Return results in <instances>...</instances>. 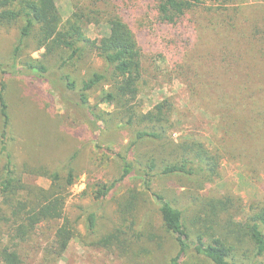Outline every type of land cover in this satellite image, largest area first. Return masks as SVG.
Listing matches in <instances>:
<instances>
[{
    "label": "trees",
    "instance_id": "obj_1",
    "mask_svg": "<svg viewBox=\"0 0 264 264\" xmlns=\"http://www.w3.org/2000/svg\"><path fill=\"white\" fill-rule=\"evenodd\" d=\"M208 1L217 5L218 11H223L230 0ZM198 3L199 0H157L156 20L160 24L175 25ZM90 13L98 12L91 8L85 15L74 11V26L67 32L61 28L55 0H0V25L21 23L12 65L0 63L1 75H27L48 84L63 106L82 113L83 121L95 134L115 129L132 131V140L124 150L114 153L119 161L118 178L108 185H100L95 198L105 199L126 179L139 181L140 188L131 187L125 191L117 201L118 227L93 245L124 252L127 240L123 236L134 232L137 207L141 201L149 200L157 206L161 224L177 247L169 264H181L185 258L208 264H246L238 256L245 247L249 250L240 254L243 260L249 256L252 260L264 257V202H252L248 206L238 204V198L219 192L217 185L224 159L264 163V8L259 4L243 6L236 9L234 16L237 18L230 19L229 27L236 30L237 22H248L260 15L256 17L259 20H253L251 37L254 43H250L252 57L247 68L219 65L217 70L206 71L193 64L197 80L188 87L185 105L179 104L175 97H166L147 111L142 110L138 99L143 66L133 31L114 15L105 19L108 34L90 40L82 28L85 19L87 23L99 24ZM223 22L218 18L213 22L212 34L206 36L207 40L220 48L231 42L234 43L231 48L239 50L240 34L226 35ZM32 34L38 49L44 50V57L69 52L66 57L60 56L56 70L48 68L41 60L18 61L20 46ZM220 42H224V47ZM83 48L94 51L105 66L78 85L67 74H59V70L78 59ZM202 49L192 47V63L200 58ZM103 85L108 86L107 91L98 103L90 104V93ZM6 88V83L1 81L0 155L5 163L0 175V264H29L19 247L30 242L49 223H57V226L37 264H57L68 244L70 236L66 235L71 234L63 212L62 191L65 188L60 189L58 173H52L48 175L51 179L48 190L38 189L35 197L19 195L26 187L15 171L8 149L10 118ZM103 103L110 105L111 111L103 112L99 107ZM192 107L205 109L216 118L215 128L220 136L219 140L215 138L216 145L212 149L189 129L184 132L183 124L188 125L184 115ZM176 133H179L177 138L173 137ZM73 179L72 170H68L64 187L71 186ZM170 179L187 180L196 190L193 202L197 209L190 215L173 205L168 191H164L166 188L157 190L158 182ZM86 225L88 236H95L94 213L87 215Z\"/></svg>",
    "mask_w": 264,
    "mask_h": 264
},
{
    "label": "rangeland",
    "instance_id": "obj_2",
    "mask_svg": "<svg viewBox=\"0 0 264 264\" xmlns=\"http://www.w3.org/2000/svg\"><path fill=\"white\" fill-rule=\"evenodd\" d=\"M55 3L61 16V28L67 32H71L74 26V11L85 15L91 8L98 12L89 15L97 18L99 24L87 23L85 19L82 26L90 40L108 34L105 19L111 16H119L129 26L142 56L143 82L138 99L143 111L166 97H175L179 104L185 105L188 87H192L197 80L193 64L206 71L217 70L219 65L247 68L252 57L250 43H254L251 37L255 25L253 20H259L256 17L260 15L248 22H237L236 30L229 27L230 19L235 20L236 9L243 6L259 4L264 8V0H230L223 11H218L217 5L208 0H199L197 6L175 25H164L156 20L157 0H55ZM217 18L224 20L226 35L240 34L237 41L239 50L231 48L234 45L231 42H226L227 46L220 48L207 40L206 36L212 34L211 28ZM20 25H0V63L4 65H12L13 50L19 44ZM224 39L227 37L220 38V41ZM220 44L224 47V42ZM193 46L203 48L195 63L191 62L190 57ZM58 54L44 57V50L38 49L32 34L20 46L18 61L41 60L48 68L56 70L61 57L68 56L69 52ZM104 66L94 51L83 48L81 56L61 68L59 74H67L79 85L81 80L94 71H102ZM1 81L7 85L5 98L10 118L8 149L15 171L26 187L19 195L35 197L38 189L48 190L51 185L48 175L52 173H58L60 189L65 188L62 191L63 212L72 235H66L70 236L68 244L57 264H169L177 253V247L161 224L157 206L149 200L141 201L137 207L134 232L123 236L127 240L124 252L93 245L118 227L117 201L125 191L131 187L140 188L139 181L126 179L105 199L95 198V191L100 185H108L118 178L119 161L114 153L124 150L132 140V131L115 129L95 134L83 121L82 113L63 106L48 84L27 75L9 73L0 74ZM107 87L103 85L93 90L89 95L90 104L98 103ZM99 107L105 113L112 108L105 103ZM214 118L205 109L192 107L184 115L188 121V125L183 124L184 132L189 129L212 149L216 145L215 138L219 140L220 136ZM178 135L176 133L173 137L177 138ZM4 163L5 159L0 155V175ZM67 169L72 170L74 179L71 186L64 187ZM262 169L264 163H240L224 159L220 164L217 183L219 192L235 196L239 199L238 204L245 206L252 202H264ZM155 186L157 190L166 188L164 191H168L173 205L184 209L186 215L197 209V204L193 202L196 190L187 180L170 179ZM89 213L96 216V235L93 237L88 236L87 232L86 217ZM56 226L57 223L45 225L30 242L20 245L19 250L29 264H37L43 256ZM247 250L245 247L239 253L241 261L264 264V257L252 260V256H249V259L243 260L244 256L240 254ZM181 264L208 263L185 258Z\"/></svg>",
    "mask_w": 264,
    "mask_h": 264
}]
</instances>
